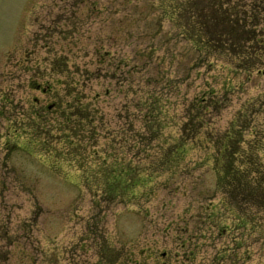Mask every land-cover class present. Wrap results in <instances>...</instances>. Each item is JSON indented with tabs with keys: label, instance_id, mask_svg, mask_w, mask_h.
Listing matches in <instances>:
<instances>
[{
	"label": "rangeland",
	"instance_id": "obj_1",
	"mask_svg": "<svg viewBox=\"0 0 264 264\" xmlns=\"http://www.w3.org/2000/svg\"><path fill=\"white\" fill-rule=\"evenodd\" d=\"M232 1L239 28L220 0L180 18L162 0H0V264H264V242L237 251L221 225L210 130L180 142L208 98L212 130L264 150V0ZM208 12L228 20L218 46L186 32Z\"/></svg>",
	"mask_w": 264,
	"mask_h": 264
},
{
	"label": "trees",
	"instance_id": "obj_2",
	"mask_svg": "<svg viewBox=\"0 0 264 264\" xmlns=\"http://www.w3.org/2000/svg\"><path fill=\"white\" fill-rule=\"evenodd\" d=\"M211 1L212 10L217 11L215 10L218 7L215 5L217 4V0ZM220 1L222 3L218 11L223 13V18L228 16L231 19V23H239L240 20H235V16L231 12H235L238 10V7L243 8V6L232 0ZM162 3H164V7H161L165 11L164 14L167 15L172 9L178 14V18L183 15L187 16V11L199 9V5H194V0H190L189 2L186 0H162ZM246 17L248 16L243 17V21L245 22L244 25H241L243 29L246 26H250L245 21ZM192 19L196 20L194 28L191 31L186 30V32H197V35H200V37H196L204 40L202 43H206L207 45L216 44V39L220 38L218 36H220L222 30H226L222 28L226 24L222 23L228 22V20L225 22L221 20L220 24L222 26L219 27L216 21L219 18H214V15L210 12L205 17L200 16V18L197 15H193ZM235 26L239 28L236 24ZM184 30L185 28L183 27ZM218 30L219 33H217ZM230 32L234 33V31ZM216 45L218 46V43ZM207 99L203 98V100L198 102L199 104L194 102L188 108L186 122L180 127V142L184 146L188 144L203 146L200 136H202L204 131L210 130V132L207 131L208 138L205 141L212 144L215 148L214 163L218 174L217 186L222 189L224 197V205L222 211L220 210L222 213L220 221L221 225L225 227L223 229L226 233L229 232V229H234L237 242L236 250L239 251L247 247L245 243L250 238L253 244L264 242V150L250 151L248 148L250 142L246 144L245 140V130L236 125L224 131L212 130L211 126L214 124V119L212 117L211 103ZM78 101V104L86 105L82 100ZM146 103L150 108L154 107L157 109L156 104H153L154 102L150 100V97L146 99ZM158 113L159 111L156 112V114ZM152 120L154 123L150 121L151 126L153 124L159 125L163 121L161 117H154ZM260 152H262V156ZM175 153H180V151L173 152V154ZM218 209L219 207L213 209L210 215H218ZM186 245L187 243L185 242L182 246L185 249V253L187 251L191 252V248Z\"/></svg>",
	"mask_w": 264,
	"mask_h": 264
}]
</instances>
